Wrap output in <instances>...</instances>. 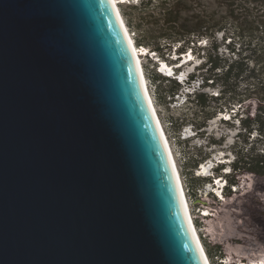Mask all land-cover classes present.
Segmentation results:
<instances>
[{
    "label": "water",
    "instance_id": "obj_1",
    "mask_svg": "<svg viewBox=\"0 0 264 264\" xmlns=\"http://www.w3.org/2000/svg\"><path fill=\"white\" fill-rule=\"evenodd\" d=\"M125 27L0 0V264H206Z\"/></svg>",
    "mask_w": 264,
    "mask_h": 264
},
{
    "label": "trees",
    "instance_id": "obj_2",
    "mask_svg": "<svg viewBox=\"0 0 264 264\" xmlns=\"http://www.w3.org/2000/svg\"><path fill=\"white\" fill-rule=\"evenodd\" d=\"M120 7L135 46L147 50L145 57L153 66L151 79L157 83L153 101L158 110H167L171 129L178 133L190 126L198 135L216 118L222 124L233 119L237 122L234 158L228 173L221 176L228 181L222 194L227 196L235 185L228 180L231 175L247 172L264 177V0H125ZM188 54L195 56L199 65L197 73L187 75L185 87L177 77L179 68L171 77L159 72L162 63L173 68ZM196 81L198 89L192 88L180 102L175 100L181 89L191 88ZM204 85L217 92L199 91ZM227 115L229 119H224ZM209 156L199 155L193 161L187 156L193 163L186 174L188 191L212 182L193 175ZM223 165L218 163L212 169L214 177L222 175ZM207 253L212 257V252ZM254 261L264 264L263 258Z\"/></svg>",
    "mask_w": 264,
    "mask_h": 264
},
{
    "label": "rangeland",
    "instance_id": "obj_3",
    "mask_svg": "<svg viewBox=\"0 0 264 264\" xmlns=\"http://www.w3.org/2000/svg\"><path fill=\"white\" fill-rule=\"evenodd\" d=\"M117 1L121 11L122 7L120 6L124 4L125 0ZM140 58L148 91L153 99L155 85H157L151 79L153 66L149 62L150 59L145 57V53ZM185 58L175 64L173 68L162 63L164 65L162 68L167 69L168 73L170 70L173 73L175 68H179L180 72L177 77L184 87L187 75L195 71V67L199 65V60L195 56L192 57L188 54V57ZM181 63L183 66H180ZM165 69L159 72L164 75L167 73ZM198 84L199 82L196 81L191 88L181 89L182 94L175 96V100L180 102L183 95L191 92L192 88L198 89ZM204 86L206 87H202L199 91L209 94L217 92L216 88L210 85ZM154 107L173 151L195 229L206 253L208 250L212 252V257L208 256L210 263L235 264L239 260L248 263L264 258V177L247 172L231 175L228 180L235 182V185L230 187L227 196L221 193L222 190H225L223 186L228 182L224 180L225 178L222 181L216 179L214 183L205 182L199 190L194 192L187 190L189 176L186 174H189L190 166L193 164L187 160V156L193 161L199 155L204 156L206 153H210L207 161L197 165L193 170L194 177L212 175L211 168H214L218 163L224 164V170L222 169L220 171L222 175L216 178L222 179L221 176L228 173L230 163L234 158L232 147L238 132L237 122L233 119L229 124H222L219 118H216L209 122L207 128L198 135H195L190 126H186L176 133L166 122L167 110L163 107L158 110L155 104ZM169 109L171 110V107ZM223 118L229 119V115ZM208 137L211 138L213 144H208ZM211 179L213 180V178ZM255 197H259L261 201L258 202ZM199 209L205 213L208 212L209 215L203 217L199 213ZM234 235L238 239L230 240ZM219 253L221 257H219Z\"/></svg>",
    "mask_w": 264,
    "mask_h": 264
},
{
    "label": "bare ground",
    "instance_id": "obj_4",
    "mask_svg": "<svg viewBox=\"0 0 264 264\" xmlns=\"http://www.w3.org/2000/svg\"><path fill=\"white\" fill-rule=\"evenodd\" d=\"M111 2L115 6V9L118 12L119 16H121V13H120V10H119V7H118V4H119L118 1L117 0H111ZM125 28H127V27H125ZM126 30H127V35L129 37V40L132 43V50H133V52L135 54V57L137 59V62L139 64V67H140L141 72H142V77H143V82H144V85H145V89H146L149 97L151 98V96L149 94V91H148L147 82H146V79H145V76H144L143 67H142L141 58H140L144 53L147 52V50L145 48L139 49L135 45L133 46V39L130 36V32L128 31V29H126ZM143 49H145V52L143 51ZM154 112H155V115L157 117V120L159 121L160 127L162 129V132H163V135H164V139H165V142H166V145L168 147V150H169V153H170V157H171V160H172V163H173V167H174V170L176 172V176L178 178L179 188H180L182 199H183V202H184V205H185V211H186V214H187V218H188V221H189L190 228H191V230H192V232L194 234V237H195V239H196V241H197V243L199 245L200 250L202 251V254H203V257H204V260H205L206 264H211L207 254L205 252V249H204V247H203V245L201 243L200 237L198 236V233H197V231L195 229L194 222H193V219H192V216H191V213H190V208H189V205H188V201H187V198H186V194H185V191H184V188H183V184H182V181H181V177H180V174H179V170H178V167H177L174 155H173V151L171 150L169 141H168L167 136L165 134V131H164L162 125H161V122H160V119H159V117L157 115L155 107H154ZM204 214H205V216H207L209 213L208 212H206V213L204 212Z\"/></svg>",
    "mask_w": 264,
    "mask_h": 264
},
{
    "label": "built area",
    "instance_id": "obj_5",
    "mask_svg": "<svg viewBox=\"0 0 264 264\" xmlns=\"http://www.w3.org/2000/svg\"><path fill=\"white\" fill-rule=\"evenodd\" d=\"M264 259V258H263ZM251 262V264H254L255 261H249L248 263L247 262H242L241 260L237 261V263L235 264H249ZM259 263V262H258Z\"/></svg>",
    "mask_w": 264,
    "mask_h": 264
},
{
    "label": "clouds",
    "instance_id": "obj_6",
    "mask_svg": "<svg viewBox=\"0 0 264 264\" xmlns=\"http://www.w3.org/2000/svg\"><path fill=\"white\" fill-rule=\"evenodd\" d=\"M216 165H217V164H216ZM216 165H215V167H216ZM215 167H214V168H215ZM222 180H223V179H222Z\"/></svg>",
    "mask_w": 264,
    "mask_h": 264
}]
</instances>
